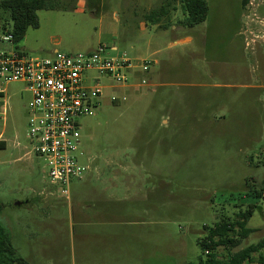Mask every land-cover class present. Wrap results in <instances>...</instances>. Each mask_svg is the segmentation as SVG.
Wrapping results in <instances>:
<instances>
[{
	"label": "rangeland",
	"instance_id": "rangeland-1",
	"mask_svg": "<svg viewBox=\"0 0 264 264\" xmlns=\"http://www.w3.org/2000/svg\"><path fill=\"white\" fill-rule=\"evenodd\" d=\"M206 1V21L192 28L182 0H71L75 9L39 11V28L20 43L3 42L0 31V52L49 58L54 50L107 45L135 65L148 62L130 81L143 86L104 90L95 113L79 119L80 161H92L101 177L71 182L69 200L33 153L30 93L23 83L5 84L0 225L28 263L206 264L208 229L253 205L252 231L245 237L236 229L238 244L217 254L226 260L264 239V0ZM167 2L171 11L161 22L168 27H145V15ZM155 32L162 36L151 48ZM126 167L132 172L125 179ZM115 176L116 199L107 201L104 188ZM31 198L53 205L50 218L16 206ZM94 201L101 215L89 209ZM96 216L104 223L83 224Z\"/></svg>",
	"mask_w": 264,
	"mask_h": 264
},
{
	"label": "built area",
	"instance_id": "built-area-1",
	"mask_svg": "<svg viewBox=\"0 0 264 264\" xmlns=\"http://www.w3.org/2000/svg\"><path fill=\"white\" fill-rule=\"evenodd\" d=\"M3 42L13 43V36L4 35ZM147 63L135 65L118 47L107 45L85 53L56 51L49 58H30L16 49L0 52V101L5 99V84L25 85L31 96L28 134L33 153L43 160L49 182L60 196L69 200L71 182L82 180L90 170L80 161L84 152L79 119L95 113L104 90L143 86L144 80L130 81L136 80V69L148 70Z\"/></svg>",
	"mask_w": 264,
	"mask_h": 264
},
{
	"label": "trees",
	"instance_id": "trees-1",
	"mask_svg": "<svg viewBox=\"0 0 264 264\" xmlns=\"http://www.w3.org/2000/svg\"><path fill=\"white\" fill-rule=\"evenodd\" d=\"M70 3L71 0H0L1 34L12 35L13 44L20 43L29 29L39 28V11L75 9V7L70 8ZM170 6V3L167 2L158 9L150 11L145 15V20L152 24H158L163 18L169 16ZM182 6L187 27L192 28L206 21L209 12L206 0H182ZM260 195L264 197V191L260 192ZM24 203L22 202V205ZM1 208H3L2 205H0ZM256 208L253 205L251 208L239 212L238 219L234 221L227 216H223L214 227L208 229L207 236L201 241L203 251H211L207 255L206 264H245L246 262H252L256 253H259L258 264H264V254L262 253L264 250V239L257 244L235 252L226 260H221L217 254V249L220 247L238 244L232 237L236 229H240L245 237L249 235L252 230L247 228V225ZM0 264H30L19 256L18 251L11 243L9 233L2 225H0Z\"/></svg>",
	"mask_w": 264,
	"mask_h": 264
},
{
	"label": "crops",
	"instance_id": "crops-1",
	"mask_svg": "<svg viewBox=\"0 0 264 264\" xmlns=\"http://www.w3.org/2000/svg\"><path fill=\"white\" fill-rule=\"evenodd\" d=\"M144 22H145L144 26L148 27V22L147 21H144ZM167 27L168 26L163 25L161 21L158 24H152V30H154V31H155V29H157V30L166 29ZM161 36H162V34L160 32H155L152 36L150 35V37H149L150 43L148 45H150L151 48H155L156 45H155L154 41H157ZM174 44H176V41L174 42ZM56 51H58V50H54L52 55H54ZM150 78L152 79V77H150ZM95 160H93V161H95ZM92 163L93 162L91 161L90 170L88 171V173L85 175V177L83 179L89 178L90 180L92 179V182L97 183L96 181H98V179L101 177V174H100L101 172H100L98 166L93 167ZM137 169H141V166H138ZM131 172H132V170H129V168L126 167L122 171V173H123L122 177H125V179H126V177L131 175ZM109 181L112 183V185H111L112 188H111V186H108L107 188H104V191H107L106 193L108 194V197H106L107 201H109V199L110 200L111 199H116L115 194H114V192L112 190L115 187H117V181H118L117 176L111 178ZM41 195L45 196L44 194H41ZM21 202H25V201H21ZM21 206H25V207H27L30 210L39 209V214L41 216H43L44 218H50V216L52 215L53 205L51 203L47 202V201L39 200L38 198L28 199V200H26V202L23 205H20L18 207H21ZM89 209L92 210L94 215H96L97 213H99L100 215L102 214L100 212V210L102 211V207H98V204H97L96 201H94L93 204L89 205ZM102 220L103 219H102L101 216H96V217H94L92 219L93 222L90 221V220H84L83 224L84 225H90V224L93 223V224H96V225H101V224L104 223V222H102Z\"/></svg>",
	"mask_w": 264,
	"mask_h": 264
},
{
	"label": "water",
	"instance_id": "water-1",
	"mask_svg": "<svg viewBox=\"0 0 264 264\" xmlns=\"http://www.w3.org/2000/svg\"><path fill=\"white\" fill-rule=\"evenodd\" d=\"M22 205V202H16V206Z\"/></svg>",
	"mask_w": 264,
	"mask_h": 264
}]
</instances>
